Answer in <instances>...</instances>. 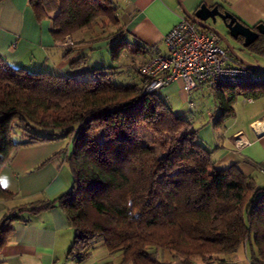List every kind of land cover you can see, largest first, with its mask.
Instances as JSON below:
<instances>
[{"label":"trees","instance_id":"trees-1","mask_svg":"<svg viewBox=\"0 0 264 264\" xmlns=\"http://www.w3.org/2000/svg\"><path fill=\"white\" fill-rule=\"evenodd\" d=\"M29 4L38 21H50L54 40L74 39L99 26L97 35L76 43L110 41L113 59L125 49L113 0ZM246 51L264 57V36ZM86 58L70 68L85 65ZM106 70L97 68L88 79L31 73L0 56V170L23 146L70 140L66 161L72 178L67 193L5 218L0 250L19 219L17 213L58 207L74 231L68 255L78 262L101 242L108 252L119 254L120 264H168L147 257V247L186 262L225 263L224 256L252 239L257 258L251 264H264V186L235 164L216 169L211 151L197 144L190 122L175 115L158 93H146V78L137 70L131 71L138 83L129 85L112 83L108 76L115 73ZM212 92L225 118L233 115L237 96H262L264 85L220 86ZM141 125L153 132L155 141L139 139ZM11 198L0 187V200Z\"/></svg>","mask_w":264,"mask_h":264},{"label":"crops","instance_id":"crops-1","mask_svg":"<svg viewBox=\"0 0 264 264\" xmlns=\"http://www.w3.org/2000/svg\"><path fill=\"white\" fill-rule=\"evenodd\" d=\"M113 1L117 7L120 38L126 44L124 48L133 47L135 55L142 56L141 59H133L131 67L143 64L156 56L165 55L164 38L181 18H185L177 0ZM179 2L191 14L204 5L226 11L252 29L258 24H264V0H179ZM110 45V42L104 41L95 44L84 43L67 50L60 48L59 42L51 35L50 21L47 19L38 21L29 0H0V56L13 67L28 72H47L83 78L91 76L97 68L82 66L72 69L71 63L83 56L88 59L89 52L96 48H109ZM128 67L130 71L131 67ZM112 69L113 73L117 72L116 68ZM203 90L204 88H201L195 92L201 93ZM158 94L168 102L177 96L187 101L190 96L183 91L180 82L169 84ZM258 98L264 99V95L252 97L250 101L245 97L242 100L241 104L247 107L244 113L248 114L242 115L241 108H238V121L242 122L245 119L247 131L240 129L233 132L226 143L217 147L216 153L211 151V158L216 169H225L235 164L241 173L252 177L255 183L262 187L264 134L257 136L251 128L252 124L264 119V103L251 108ZM235 105L233 113L236 112ZM236 134L242 135L247 141L246 146L241 148L234 146L232 138ZM70 152V140L27 145L18 150L11 162L0 170V187L12 194L11 199L0 200V224L21 207L38 206L68 192L71 174L66 158ZM17 216L19 219L12 223L9 238L0 250V264H120L119 254L108 252L102 245H97L83 262L69 257L74 231L58 207L35 214L22 211L17 213ZM163 253H165L163 258L168 264L188 263L182 257L167 251ZM235 253L227 255L225 263H217L251 264L254 259L252 257L250 260L247 253L241 258Z\"/></svg>","mask_w":264,"mask_h":264},{"label":"rangeland","instance_id":"rangeland-1","mask_svg":"<svg viewBox=\"0 0 264 264\" xmlns=\"http://www.w3.org/2000/svg\"><path fill=\"white\" fill-rule=\"evenodd\" d=\"M213 27L227 38L231 47L240 58L258 66H264V57H260L248 53L245 49L242 48L240 42L231 39L227 35L226 28L219 19H217L215 24H213ZM105 30L109 31L110 29L106 28ZM99 31H100V27L98 26L97 28V26L96 27L94 26L91 29H86L83 32L81 31L80 33H78V35L74 36V39H71L69 36H67L66 41H69V43L67 45H63V46L61 45L58 47L64 48L66 50L70 48H75L79 45L84 44L82 41L76 43L75 40H79V41L83 40L89 34H91L92 36L97 35ZM111 46H113V44H111L109 48L108 47L102 49L96 48V50L89 52L88 53L89 58L88 59L86 58L85 65L83 66H89L91 68L93 67L102 70L108 69L106 70L107 73L113 72L114 70H112V68H116L115 71L117 72L116 73L114 72L115 74H111L108 76L110 81L116 85H129L135 82L138 83V76L135 73H132L133 71H131L133 68H136L137 65H133L132 67L131 65L133 63V59L135 58L141 59L142 56L135 55L136 52L132 50L133 47H130L129 49L125 48L120 53L119 58L113 59L111 54ZM117 48L119 49V47ZM128 66L132 68L130 69V71L128 70L129 68ZM31 73H35V72H31ZM88 78H90V76H84L82 79H88ZM132 79H135V82L132 81ZM202 88H204V90L201 93H197L195 91L190 93L189 99L187 101H183L178 96L172 97L171 102H168L167 100L165 101L167 102L168 106L175 115H177L182 119H186L190 122V129L194 131L196 134L197 144L208 151L209 150L212 152L215 151L216 153L217 147L221 144L226 143L227 138L228 137L231 138L233 132L238 131L240 129L243 131H247V128L245 126L246 125L245 119H243V121L240 122L238 121L239 117L237 118L238 108H241L242 115H245L248 114V112L244 113L246 112L247 107L241 104L244 97L239 95L236 97L234 103V105L236 104L235 107H237L236 112L234 111L233 115L222 118L221 108L219 107L218 101L217 99H215L213 92H211L213 91V89L211 90L206 87H202ZM161 98L163 99V97ZM258 99H256L254 105H251L252 106L251 108H254V106H256L257 104L264 103V99L261 98ZM189 102L192 103V106L188 105ZM137 130H138L136 132L137 136L141 141H144L147 144H150L153 141H155L153 140L155 139L153 132L148 130L145 125L139 126ZM15 132L17 131L15 130ZM95 134L98 137L100 134V130L98 129L95 130ZM14 140L20 141V138L17 135H15ZM174 160L181 163L176 158H174ZM71 187H72V178H71V186L68 191H70ZM96 245H101V242H97L95 246ZM163 252H164L163 250L157 247L146 248L147 257L156 259L161 262L167 261L164 260L163 258L165 254ZM246 253L250 260L252 259V257L257 258L256 249L252 244V239H251V243H247L244 247H241L239 250H237L235 254L236 256L241 258V257H245ZM220 257L223 258V256ZM224 258H228V257L224 256ZM187 264H203V263L198 258H191L189 259ZM209 264H218V263L211 262Z\"/></svg>","mask_w":264,"mask_h":264},{"label":"built area","instance_id":"built-area-1","mask_svg":"<svg viewBox=\"0 0 264 264\" xmlns=\"http://www.w3.org/2000/svg\"><path fill=\"white\" fill-rule=\"evenodd\" d=\"M58 42L59 46L69 43L66 38ZM164 44L165 55L133 68L146 78V93H159L174 82H180L187 94L202 87L212 90L225 85H264V73L239 64L213 34L202 31L184 17L166 35ZM256 123L262 126L255 127L254 123L251 128L260 136L264 134V119ZM232 141L237 148L247 145L241 134L234 135Z\"/></svg>","mask_w":264,"mask_h":264},{"label":"water","instance_id":"water-1","mask_svg":"<svg viewBox=\"0 0 264 264\" xmlns=\"http://www.w3.org/2000/svg\"><path fill=\"white\" fill-rule=\"evenodd\" d=\"M177 3L186 19L198 28L213 34L239 64L257 72H264V66H258L240 58L231 47L227 38L213 27V24L216 23L217 19H219L226 28L227 35L235 41L241 39L242 42L240 44L242 48L247 50L251 44L256 42L259 36H264V24H258L252 29L242 24L235 16L226 11H220L217 7L208 8L201 5L191 14L183 8L179 0H177ZM207 21H210V23H207Z\"/></svg>","mask_w":264,"mask_h":264},{"label":"bare ground","instance_id":"bare-ground-1","mask_svg":"<svg viewBox=\"0 0 264 264\" xmlns=\"http://www.w3.org/2000/svg\"><path fill=\"white\" fill-rule=\"evenodd\" d=\"M188 20V19H187ZM196 26V25H195ZM200 29V28H199ZM202 30V29H201ZM202 31H205V30H202ZM205 32H207V31H205ZM207 33H210V32H207ZM218 40V39H217ZM218 43L220 44L221 42L218 40ZM221 45V47L223 46V44L221 43L220 44ZM223 48L225 49V47L223 46ZM226 50V49H225ZM227 51V50H226ZM228 52V51H227ZM229 53V52H228ZM246 67V66H245ZM248 68V67H247ZM257 72V71H256ZM225 86H229V85H225ZM230 86H247V85H230ZM249 86H253V85H249ZM255 127H261L262 126V123H255V125H254Z\"/></svg>","mask_w":264,"mask_h":264},{"label":"flooded vegetation","instance_id":"flooded-vegetation-1","mask_svg":"<svg viewBox=\"0 0 264 264\" xmlns=\"http://www.w3.org/2000/svg\"><path fill=\"white\" fill-rule=\"evenodd\" d=\"M207 23H210V21H207ZM221 44V43H220Z\"/></svg>","mask_w":264,"mask_h":264}]
</instances>
